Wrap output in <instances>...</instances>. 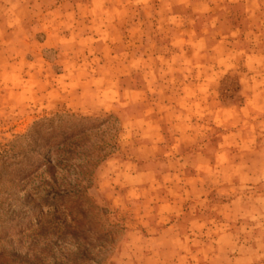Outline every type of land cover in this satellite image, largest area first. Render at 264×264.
<instances>
[{
  "label": "crops",
  "instance_id": "obj_1",
  "mask_svg": "<svg viewBox=\"0 0 264 264\" xmlns=\"http://www.w3.org/2000/svg\"><path fill=\"white\" fill-rule=\"evenodd\" d=\"M148 1L8 0L0 31L23 46V37L45 33L41 46L53 48L61 65L49 80L41 69L33 72L45 94L89 116L127 109L122 127L130 147L108 181L137 206L123 264H264L263 228L256 231L252 221L264 217V193L252 191L264 183V112L253 108L264 90L224 106L235 120L225 129L215 123L221 109L201 110L215 99L205 87L241 61L252 75L240 86L264 83L256 78L264 76L256 72L264 67V0H162L170 12L147 19V32L127 9ZM234 4L243 6L245 27L223 30V20H238ZM151 32L145 47L134 43ZM242 37L254 41L238 46ZM176 102L196 107L185 127L173 112ZM217 130L216 149L248 152L223 162L207 155L206 137Z\"/></svg>",
  "mask_w": 264,
  "mask_h": 264
},
{
  "label": "rangeland",
  "instance_id": "obj_2",
  "mask_svg": "<svg viewBox=\"0 0 264 264\" xmlns=\"http://www.w3.org/2000/svg\"><path fill=\"white\" fill-rule=\"evenodd\" d=\"M7 2L0 0V14ZM161 4L162 0H152L130 5L127 11L148 32L147 19L170 12ZM185 10L182 5L177 8L181 13ZM230 10L238 20H223L221 29L245 27L240 19L243 6L234 4ZM198 20L206 22L205 17ZM151 34L136 37L134 43L145 47ZM7 35L0 31V264H123L137 206L108 181L110 169L125 159L130 147L122 127L127 109L116 105L103 116H89L84 110L68 107L59 95L45 94L33 72L41 69L49 80L61 67L57 52L41 46L45 33L23 37L24 46L11 42ZM161 38L164 45L167 40ZM253 41L242 37L237 45ZM39 58L42 67L35 66ZM256 72L263 75L264 67ZM250 75L241 61L227 73L218 74L219 83L205 87L204 92L215 99L202 102L201 110L221 109L215 119L217 129L235 122L224 106L241 105L246 102L244 94L264 90V83L239 85V79ZM256 78L264 80V76ZM174 106L179 109L173 111L176 120L185 127L196 107L191 102ZM253 108L259 114L264 112V101ZM211 118L209 113L205 121ZM218 133L206 137L207 155L223 162L235 158L238 151L248 152L241 146L228 147L225 153L216 149ZM258 142L262 144L259 159H264V134ZM252 191L264 193V183ZM261 215L252 221L258 225L256 231L263 228L264 232Z\"/></svg>",
  "mask_w": 264,
  "mask_h": 264
}]
</instances>
